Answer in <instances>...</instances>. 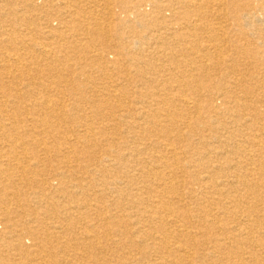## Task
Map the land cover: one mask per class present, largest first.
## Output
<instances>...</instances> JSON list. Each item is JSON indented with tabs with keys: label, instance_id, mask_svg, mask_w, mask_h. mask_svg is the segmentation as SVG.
Returning <instances> with one entry per match:
<instances>
[{
	"label": "bare ground",
	"instance_id": "1",
	"mask_svg": "<svg viewBox=\"0 0 264 264\" xmlns=\"http://www.w3.org/2000/svg\"><path fill=\"white\" fill-rule=\"evenodd\" d=\"M94 1L0 0V264H264V0Z\"/></svg>",
	"mask_w": 264,
	"mask_h": 264
},
{
	"label": "rangeland",
	"instance_id": "2",
	"mask_svg": "<svg viewBox=\"0 0 264 264\" xmlns=\"http://www.w3.org/2000/svg\"><path fill=\"white\" fill-rule=\"evenodd\" d=\"M96 1H99V3L97 2L96 5H95V3L92 4V2H89V3L92 4L91 6H92L93 8H98V7H101V8H102V6H103V4H104V3H102L103 1H102V0H95L94 2H96ZM101 4H102V5H101ZM93 5H95V7H94ZM97 5H99V6H97ZM147 7H148V8H151L149 5H147ZM147 7H145V9L149 10ZM101 8H100V9H101ZM214 21H217V20L214 19Z\"/></svg>",
	"mask_w": 264,
	"mask_h": 264
}]
</instances>
